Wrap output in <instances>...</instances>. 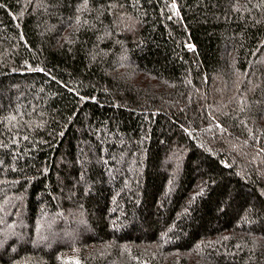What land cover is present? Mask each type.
<instances>
[{"label": "trees", "instance_id": "trees-1", "mask_svg": "<svg viewBox=\"0 0 264 264\" xmlns=\"http://www.w3.org/2000/svg\"><path fill=\"white\" fill-rule=\"evenodd\" d=\"M0 264H264V0H0Z\"/></svg>", "mask_w": 264, "mask_h": 264}, {"label": "rangeland", "instance_id": "rangeland-1", "mask_svg": "<svg viewBox=\"0 0 264 264\" xmlns=\"http://www.w3.org/2000/svg\"><path fill=\"white\" fill-rule=\"evenodd\" d=\"M225 98H227V97H224V99H225ZM224 99H223V100H224Z\"/></svg>", "mask_w": 264, "mask_h": 264}]
</instances>
